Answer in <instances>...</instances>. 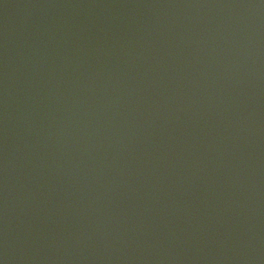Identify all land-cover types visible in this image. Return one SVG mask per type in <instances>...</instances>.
<instances>
[{
	"label": "water",
	"instance_id": "95a60500",
	"mask_svg": "<svg viewBox=\"0 0 264 264\" xmlns=\"http://www.w3.org/2000/svg\"><path fill=\"white\" fill-rule=\"evenodd\" d=\"M0 264H264V0H0Z\"/></svg>",
	"mask_w": 264,
	"mask_h": 264
}]
</instances>
